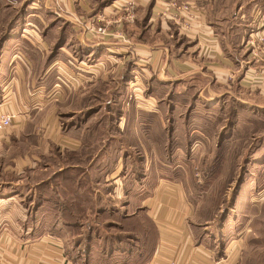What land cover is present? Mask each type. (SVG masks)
<instances>
[{
    "label": "crops",
    "instance_id": "1",
    "mask_svg": "<svg viewBox=\"0 0 264 264\" xmlns=\"http://www.w3.org/2000/svg\"><path fill=\"white\" fill-rule=\"evenodd\" d=\"M9 1L0 0V113L15 117L0 133V264H167L172 259L255 264L243 260L253 227L250 213L235 216L231 206L215 226L206 202L189 183L161 174L167 165L145 168L139 178V162H129L132 151L121 140L134 139L139 148L142 136L158 139L153 130L139 133V124L150 121L144 112L158 129L175 117L181 100L189 108L186 121L202 105L208 112L231 108L233 118L240 107L264 113V65L258 68L262 81L252 86L247 76L257 67L247 68L244 61L247 37L264 34V0H137L133 19L119 7L123 0ZM102 14L110 31L123 37L94 38L86 32L85 22ZM118 72L124 77L112 101L120 111L119 136L108 127L103 149L86 154L91 156L87 166L61 165L65 148L81 152L98 134L88 127L96 114L92 104L76 108L68 115L71 123H63L59 110L65 97L72 92L71 100L87 101L97 77ZM129 88L150 92L135 93L131 119L121 101V91ZM35 172L41 178L32 182L29 175ZM24 189L35 191L28 196ZM84 194L88 212L78 205ZM104 202L111 204L110 213L104 212L107 206L99 209ZM249 202L256 203L250 197ZM233 204L239 201L234 198ZM76 213L90 216L85 233L82 223L76 226L75 235H84L83 240L71 235L69 219L74 221ZM106 215L122 219L120 235L112 233L110 222L97 235Z\"/></svg>",
    "mask_w": 264,
    "mask_h": 264
},
{
    "label": "rangeland",
    "instance_id": "2",
    "mask_svg": "<svg viewBox=\"0 0 264 264\" xmlns=\"http://www.w3.org/2000/svg\"><path fill=\"white\" fill-rule=\"evenodd\" d=\"M6 1L8 2V0ZM9 4L15 5L17 2L15 3L13 0H10ZM244 61L246 62V60ZM99 63L102 69L103 64L102 62ZM254 65L253 67H257L258 69L264 65V62ZM97 76H99L98 73L95 78ZM123 77L124 74L121 75L120 72L117 74H108L107 77H97L95 79V91L88 94L90 98L87 101H81L76 98L71 100L70 94L72 92L68 93L70 96L67 95L65 97L63 110H59L61 113L65 114L63 118L65 122L63 123H65V125L71 123L72 119L68 117V115L73 113L76 108H82L83 111L88 104H92L94 108H96V114L88 127L93 133L97 131L98 134L94 133L96 135H93V140H86L81 152H73L65 148L63 155L59 157V163H62L61 165L65 166L78 163L87 166L91 156H87L86 154L88 152L92 153L91 151L96 152L99 149H103L105 143L104 139L108 137L106 135L108 127H111V134L119 136L117 129L120 111L114 108L112 99L115 97V94H120V92H118V87L122 84L121 80ZM250 77L252 78V76ZM143 81L147 82V80ZM250 81L252 82V80ZM128 82H130L129 78ZM68 84L73 85L75 83L69 82ZM85 89L84 92L87 93L88 89ZM140 89L141 90L138 91L134 90V88H129L127 92L126 90L121 91L122 104L123 106L126 103L128 105V113L125 115H129L128 117L130 119L132 115H134L132 112L133 108H131L133 105L132 101L138 97L135 93L138 91L140 96L150 95V92H147L146 88ZM74 94H77V92H74ZM79 94L81 95L82 93ZM92 95L94 96L92 97ZM93 98L95 101H92ZM184 103L185 102L181 100V105L177 109L175 117L166 120L163 125L160 124L158 129L156 127V120L149 114L146 117V112H144V120L150 119V121L149 123L143 122V124H139V133L141 134L143 131L147 132L153 130L158 139L152 141L148 140L147 136H142L144 139H139L138 148V146L134 145L136 144L134 139L125 140L122 137L121 143L124 144L127 150L129 149L132 151L131 153L133 156L129 158V162H139V178L145 173V168L150 167L152 170H155L157 166L156 163L160 166H162V164L167 165L166 169L169 171L167 170L166 173L161 172V174L168 175L175 183H189L197 192V196L206 202V204H204V207L207 209L206 214L208 216L210 214L213 215V224L215 226L220 223L223 213L232 208L231 206L234 207L233 215L235 216L239 213H246L247 215L250 213V216L253 217L251 220L253 227L249 239L245 243L248 247H246V251L244 250L243 260H251L254 261L255 264H264V113L263 111L256 110L255 112L257 113L254 115V110L250 111L240 107V109L237 110L240 114L239 117L233 118V109L231 108L229 110L227 109L226 112L220 110V108H211L213 112H208L209 110L201 104L203 107L201 106L197 110L192 109L194 111V116L191 117V121L190 116L186 121L184 119H186L185 116L189 108H187ZM108 105H110L111 109ZM229 113H231V115ZM140 122L139 116V123ZM96 126L97 129H94ZM129 127H132V125L130 124ZM125 133L127 137H130L129 129H127L124 134ZM147 134H149V132H147ZM88 137L90 136L88 135ZM152 142H155L153 149H151ZM117 144H119L118 141L115 145ZM131 146L133 147L131 148ZM73 153L74 155H72ZM114 159L115 157L112 156L110 163ZM41 163H43V161ZM130 174L132 175L133 173L131 172ZM151 174L156 175V172ZM29 176L32 182L41 178L39 172H35ZM239 176L242 180L241 186L238 187ZM71 181L73 182V180ZM25 190L26 192L24 195L28 196L31 195L32 190L35 191L34 189H24V191ZM99 190L102 193L107 192L106 188H100ZM41 191L37 190L36 193L39 194ZM84 195V197L81 195V204L78 205L87 211V208L91 206V204L87 202V195ZM64 196H70L68 199L74 200L70 192H66ZM249 197L255 200L256 203L253 205H251L250 202L248 203ZM234 198L239 201V204H233ZM106 202H104V204L100 203L99 209H102L104 206H107L109 209L111 204ZM64 206L68 207V205ZM73 206L74 208L78 207L77 204ZM252 209L254 211L250 212ZM68 210L75 213V209H71V206H69ZM104 212L110 213L111 209L105 210ZM89 217L90 216H87V214L78 215L76 213L74 221L69 219L70 222L74 223L72 226L74 229L73 231L71 230V235H73L74 238H77L75 234L78 232L76 227L78 223L83 224V233H85V230L91 225ZM105 217L109 218H106V220L102 218V222H100L99 228L96 231L97 235H101L104 233L103 231L110 228L108 226L109 224L106 222L112 223L111 228L114 235H120L118 228L122 225V219L113 218V215H106ZM147 226L146 224L143 227L147 230ZM78 238L83 240L85 236L81 235ZM251 261L247 262L249 263Z\"/></svg>",
    "mask_w": 264,
    "mask_h": 264
},
{
    "label": "built area",
    "instance_id": "3",
    "mask_svg": "<svg viewBox=\"0 0 264 264\" xmlns=\"http://www.w3.org/2000/svg\"><path fill=\"white\" fill-rule=\"evenodd\" d=\"M137 0H123V3L119 6L121 8V10L126 12V16L128 19H133V15H132V9L136 6ZM174 6L175 3H172ZM179 9H187V5L183 4L182 6H176ZM104 14H102L99 17H96V19L91 20L90 22H85V30L86 32H88L90 34V36L94 37V38H99V37H104L107 35H112L113 37H123V35H121L122 33L118 30L116 31H110V29L108 28V26L111 23H108L104 20V18L102 17ZM97 21V22H96ZM116 22L121 23V19L117 20ZM115 22V23H116ZM117 29V28H116ZM118 29L119 26H118ZM116 34V35H115ZM245 45L247 47V51H248V59L246 60V64H247V68L248 65L250 66V68H252V64L254 65V63H262L264 62V34L263 33H254V34H250L248 36V38L246 39ZM255 71H253V74H248V75H252V78L250 76H247V78L251 79V85L255 86L257 83L262 81V76L259 73L258 69H253ZM249 69H247L246 72H248ZM244 72V75H246ZM15 115L12 112H3L0 113V133L5 130L6 128L10 127L13 119H14ZM220 261L217 260H213L210 263L207 264H219ZM167 264H180L176 259H172L169 260L167 262Z\"/></svg>",
    "mask_w": 264,
    "mask_h": 264
},
{
    "label": "trees",
    "instance_id": "4",
    "mask_svg": "<svg viewBox=\"0 0 264 264\" xmlns=\"http://www.w3.org/2000/svg\"><path fill=\"white\" fill-rule=\"evenodd\" d=\"M124 228H125V227H124ZM114 238H116V237H115V236H113V239H114ZM118 238H120V237H118Z\"/></svg>",
    "mask_w": 264,
    "mask_h": 264
}]
</instances>
